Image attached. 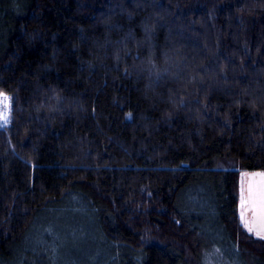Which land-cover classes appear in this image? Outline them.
Instances as JSON below:
<instances>
[{
  "label": "trees",
  "instance_id": "16d2710c",
  "mask_svg": "<svg viewBox=\"0 0 264 264\" xmlns=\"http://www.w3.org/2000/svg\"><path fill=\"white\" fill-rule=\"evenodd\" d=\"M0 264H264V0H0Z\"/></svg>",
  "mask_w": 264,
  "mask_h": 264
},
{
  "label": "snow or ice",
  "instance_id": "6c2138e0",
  "mask_svg": "<svg viewBox=\"0 0 264 264\" xmlns=\"http://www.w3.org/2000/svg\"><path fill=\"white\" fill-rule=\"evenodd\" d=\"M10 98L0 92V121L9 119ZM259 178L257 180L256 178ZM247 178V179H246ZM252 214L251 221L248 214ZM240 219L244 227L261 239H264V172L244 173L240 182Z\"/></svg>",
  "mask_w": 264,
  "mask_h": 264
},
{
  "label": "built area",
  "instance_id": "2783aa9c",
  "mask_svg": "<svg viewBox=\"0 0 264 264\" xmlns=\"http://www.w3.org/2000/svg\"><path fill=\"white\" fill-rule=\"evenodd\" d=\"M5 94L10 98V100H9V108L6 109V111L9 112V119H8V121L6 123L0 121V128L1 129H7V128H9L10 125H11V121H12V97H11L10 94H7V93H5ZM0 110H5V109H0Z\"/></svg>",
  "mask_w": 264,
  "mask_h": 264
},
{
  "label": "crops",
  "instance_id": "0c3cea01",
  "mask_svg": "<svg viewBox=\"0 0 264 264\" xmlns=\"http://www.w3.org/2000/svg\"><path fill=\"white\" fill-rule=\"evenodd\" d=\"M255 172H264V170H244V171L241 172V177H242V173L244 174V173H255ZM256 179L259 180L258 177ZM239 212H240V203H239ZM248 218L251 221V219H252V214L251 213L248 214Z\"/></svg>",
  "mask_w": 264,
  "mask_h": 264
},
{
  "label": "rangeland",
  "instance_id": "374dc122",
  "mask_svg": "<svg viewBox=\"0 0 264 264\" xmlns=\"http://www.w3.org/2000/svg\"><path fill=\"white\" fill-rule=\"evenodd\" d=\"M3 93V92H2ZM1 129V128H0ZM243 174V173H242ZM257 236V235H256ZM259 237V236H258Z\"/></svg>",
  "mask_w": 264,
  "mask_h": 264
}]
</instances>
